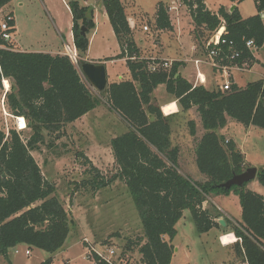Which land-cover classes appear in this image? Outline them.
Listing matches in <instances>:
<instances>
[{
    "label": "trees",
    "instance_id": "obj_1",
    "mask_svg": "<svg viewBox=\"0 0 264 264\" xmlns=\"http://www.w3.org/2000/svg\"><path fill=\"white\" fill-rule=\"evenodd\" d=\"M13 0H0V10ZM231 3L243 0H228ZM257 14L242 18L235 8L232 12L221 7L210 12L203 0H180L187 8L194 26V39L199 34H213L225 23L221 45L223 55L237 53L238 65L255 63L254 52L264 45L263 23L258 13L264 11V0H254ZM102 6L120 47L113 59H126L130 80L111 83L104 93L108 108L116 113L128 131L110 140L116 166L115 173L106 178L86 155L76 153V159L87 168L88 180L76 183L69 193V204L76 196L97 192L121 181L133 202L141 223L143 235L127 240L123 255L134 249L139 254L138 264H170L174 253L172 241L175 226L189 211L198 234H206L219 226L202 205L210 195H235L241 208V222L233 233L241 240L235 245L237 254L246 264H264V167L257 170L256 180L263 189L257 194L246 189L219 187L233 175L244 171V159L234 142L216 134L227 119L245 128L253 126L264 130V78L239 88L231 81L229 91L218 87L206 90L193 87L178 73L179 64L156 71L148 70L149 61L139 59L127 23L121 0H102ZM72 15L73 43L78 54L74 65L63 55L21 53L11 42H3L9 50L0 49V87L2 81L11 82V92L5 94L11 115L23 118L32 135L25 142L11 130L6 137L0 130V256L24 245L50 255L59 251L71 232L70 213L54 197L55 185L41 174L31 151L43 143L42 131L55 134L97 108L100 103L84 83L78 67L84 62L88 49L86 35L94 28L93 9L77 1L68 3ZM158 31H171L172 26L162 2L156 6L153 25ZM10 32L14 23L9 22ZM85 28V36L82 35ZM252 41L254 49L246 47ZM206 52L204 51L203 54ZM113 59H107L113 60ZM160 85L174 97L180 112L193 108L200 118L205 133L194 149L195 165L206 178L196 183L177 169L179 151L171 147L170 117L151 104V94ZM189 135L194 137L195 125L188 122ZM126 256V255H125ZM39 264H53L52 257ZM102 264V263H99Z\"/></svg>",
    "mask_w": 264,
    "mask_h": 264
},
{
    "label": "rangeland",
    "instance_id": "obj_2",
    "mask_svg": "<svg viewBox=\"0 0 264 264\" xmlns=\"http://www.w3.org/2000/svg\"><path fill=\"white\" fill-rule=\"evenodd\" d=\"M68 1H78L80 5L90 7L99 17L103 13V6L101 3L97 6V0ZM157 1L121 0L125 11L132 10L131 13L139 20V29L134 32L135 41L141 47H145V49H148L147 45L150 41H145L144 37H146L147 33L151 34V37L154 34L152 22ZM165 1L169 2L170 0ZM177 1L181 4L178 10L179 14L182 12V19H180V22H177V29L183 31V36L181 41H179L181 45L170 35L169 38L173 39L170 40L169 48L167 47L168 49L165 52L169 50L174 53L176 51L175 48L179 46L185 51H188L191 47V41L187 37L188 28L190 27V19L187 16L189 12L180 0ZM205 2L210 9L214 10L217 3L223 4L225 0H205ZM11 6L13 7L14 20H21L19 39L16 36H12L11 43L13 42L16 46L19 45L22 48H41L45 43L51 44V36H55L54 26L51 19L44 15L39 0H13ZM237 7L239 13L244 18L254 15L256 12L254 0H243L237 4ZM226 10L229 11L228 8ZM100 21H102L101 18ZM107 24L106 29L110 31V27ZM142 25L148 27L147 32L141 30ZM193 30L194 26L192 25V29L189 32V34L191 33L190 39H192L196 47V56L200 53L202 56L204 53L203 44L209 40L212 34L203 32L195 40ZM104 36L106 35L104 34ZM153 38H155L154 35ZM101 42L103 41H100V43L96 41L92 42V51H100L103 48ZM14 44L12 45L13 49H15ZM254 56L258 62L254 63L255 65L253 64V68L249 67L246 71H232L229 77L213 71L204 63L198 65V70L208 78L206 84L208 90H213L217 85H222L224 82H231L233 79L239 82L240 85H246V83L254 82L264 77V47L255 51ZM124 68V66L119 69L118 66L113 67L107 65L105 69L108 71V81H117L118 73L123 72L125 70ZM120 76H123V74H120ZM4 81L0 87V130L6 137L11 130H15L25 142L32 135V131L27 127V123L23 118H16L11 115L5 99V94L11 92V82L8 81V83L6 81L7 87H5ZM87 88L98 99L100 105L98 106L97 112H101L102 117L99 116L98 119L92 116L88 117L87 123L89 128L83 126L77 129L65 126L55 134L42 131L43 143L31 151V155L39 166L44 179L55 185L54 197L65 206V210L71 215V232L64 246L52 255L21 245L10 250L6 257L0 256V264H39L49 257H52L53 264H93L91 260L87 259V250L83 242L84 238L90 240L96 246H112L117 252L123 253L128 239L134 241L137 237L143 235L141 223L132 199L125 185L121 184L120 181H116L115 184L100 190L98 194L96 193L97 195L95 194L96 196H92L89 193L85 196H76L72 199V204H69V193L73 187L70 184L76 183L81 188L80 183L83 180L89 179V175L85 173L87 172V168L82 166L81 161L76 159V153L82 152L86 155L85 150L90 148L91 152L89 154L95 157L94 159H98V151L92 152V150L95 148L93 146L99 145L100 150H103V155L100 159L101 162H104L102 164L103 171L101 172L106 178H109L116 171L115 164L109 161L111 155V151L108 149L109 139L119 136L127 130L122 120L106 106L104 94L98 93L88 85ZM168 95L164 85L158 86L154 92V96L159 105L167 101ZM164 108H169L170 111H175L176 109L174 104L165 106L162 109ZM198 118L197 112L193 110L188 117H184L181 121L170 119L171 147L177 148L183 164H185L183 167L180 165L179 169L181 173L189 174L192 179L196 178L193 173L198 174L193 160H195V145L199 139H193L189 135L188 119L194 122ZM231 122L232 124L226 127L223 133L229 138L224 139H227V142L232 139L242 151L247 153L250 159H260L264 162V131L256 127L246 131L244 126L238 123L234 125V121ZM22 125L23 128H20ZM115 132L117 134L111 136L112 134L110 133ZM250 167V164L246 163L244 170ZM225 205L227 207L226 210L236 218L235 206L231 203H225ZM208 210L212 215L218 213L211 206L208 207ZM175 229L177 233L172 241L174 253L170 264H223L226 261L227 249L220 246L217 240L218 234L215 235V231L198 234L189 211L186 210L183 212V217L176 224ZM233 238V236L224 237L223 241L226 244H230ZM228 246H231V249H233L236 255V247L234 245ZM15 250L17 253H15ZM25 251H28L29 255H25ZM125 255L130 260L128 264L139 263L140 256L136 249ZM236 257L238 259L234 260L233 264H242V257H239L238 254Z\"/></svg>",
    "mask_w": 264,
    "mask_h": 264
},
{
    "label": "crops",
    "instance_id": "obj_3",
    "mask_svg": "<svg viewBox=\"0 0 264 264\" xmlns=\"http://www.w3.org/2000/svg\"><path fill=\"white\" fill-rule=\"evenodd\" d=\"M203 1H204V4H205L206 8L212 13H217L218 9L221 8V7L225 8V9L228 8L230 10L232 8V6H235V8L238 10L237 4L240 3L238 1L235 2V3H231V2L229 3L228 0H225V2L223 4L217 3L215 5L216 6L215 9L212 10V9H210L207 6L205 0H203ZM39 2L42 5L43 11H44V15L51 19L52 24L54 26L55 36H53V37L51 36V40H50L51 44H49V43L46 44L45 43V44L42 45L41 48H32V47L22 48L19 45L16 46L12 42L14 44V46H15V49H16V50L15 49L14 50L18 51V52H21V53H42V54H49L51 56L63 55L64 46L66 44L73 43L72 15H71L70 9L68 7V3L71 2V1H68V0H39ZM158 2H162L164 4V6L166 7L167 14L169 16L170 23H171V26H172V31H158V30H155L154 27L152 26L153 27V33H154L153 35H154L155 38L152 39L153 35L151 37V34H148V33L146 34V37H144L145 41H150V43H148V45H147L148 49H145V47H141V45H138V43L135 41L134 32L139 29V20L134 16V14L131 13L132 10L126 12L125 9H124L125 16H126V19H127V23H128L129 28H130V31H131V37H132L136 47L139 50V59L148 60L149 61V65L152 64V63H155V62H160V63L168 62L170 64L178 63L179 64L178 73L181 75L182 78H184L193 87L202 86L203 88L208 90L206 88V84L208 82V78L205 77L198 70V65L196 66L195 63H194V61L196 59H201L202 56L204 57V54H202V56H201V53H200V54H198L199 57L196 56V49H195L196 47H195L194 43L192 42V39H190V34L191 33L189 34V32L192 29V25H193L191 17L189 16V14L184 12L185 14H187L188 18L190 19V21H189L190 27L188 28V33H187V37L191 41L190 49L188 51H185L181 46H179L178 48H175L176 51L174 50L175 51L174 53L169 51V50L167 52H165V50L169 48L168 46L170 44V40H172L173 38H175L177 40L178 44L181 45V42H179V41H181V38L183 36V31L182 30L179 31V29H177V22H180V19H182V12H181V14H179V11H178L179 8L181 7V4L177 0H170L169 2H167L165 0H158L156 2V4H155V11H154V18H153L152 25H154L156 6H157ZM166 2H167V4H166ZM84 7H88V6H84ZM12 10H13V7L11 6V3H9L7 6H5L1 10V12H4L5 14H10L11 15V17L13 19V23H14V32L12 33V36L13 37L16 36L19 39V36H20V33H21V30H20L21 20H19V21H15L14 20V16H13ZM256 14H257V11L255 12L254 15H256ZM254 15H251L250 17H252ZM240 16H241V14H240ZM100 18L102 19V21H100ZM242 18H244V17H242ZM246 18H249V17H245L244 19H246ZM93 21H94V28L90 31L91 33L89 32L90 34L88 33L86 35V37L88 38L89 44H88V49H87V53H86V57H85L84 61L85 62H91V63H94V64H103L105 66V68L107 67V65H111L113 67H117L118 66L119 69L122 68V66L125 67L124 68L125 70H123V72L118 73L119 75H118V77L116 79L117 81H115V82H109L108 81L109 75H108V71L106 70L107 85H109L111 83H119L121 81L130 80V74H129L128 68L126 66V59L125 58L113 59V58H115V57H117L119 55L120 47H119L118 41H117V39H116V37L114 35L112 27H111V25L109 23V20H108V17H107V14H106L104 8H103V13H101V17H99V15L97 13L93 12ZM106 24L110 27V31L108 29H106ZM143 26H145V25H142V27H141L142 31H143V29H142ZM104 34L106 36H104ZM170 35H172L173 38H169ZM94 41H96L97 43H100V41H103V42H101L103 44V48L100 49V51H97V52L92 51V42H94ZM141 44L143 45V43H141ZM262 47H264V45ZM145 51H147V52H145ZM92 52H93V54H92ZM168 53H170V55H168ZM164 54H166V55L162 56ZM254 58H255V63L258 62V60H257V58L255 56H254ZM107 59H113V60L105 61ZM190 64H192V65L189 66ZM254 65H252V66H254ZM195 69H196V71H195ZM197 72H200L204 76V79H205L204 83H200V82H198L196 80ZM120 74H123V76H120ZM119 76H120V78H119ZM262 78H264V77H262ZM82 79H83L84 83L86 85H88L86 80L83 77H82ZM7 82H8V80H7ZM232 82H233V84H235L239 88H244L246 86L245 84L244 85H240L239 82L235 81L234 79H233ZM246 84H248V83H246ZM218 86H220V85H217V87ZM217 87L215 89H217ZM155 91H156V89L151 94V104L152 105L157 106V107L160 108V110H162L163 107L174 104V106L176 108L175 111H172L171 113L167 114V116H169L170 119H173V120L176 119V120H180L181 121L184 117L185 118L188 117V115L193 110L196 111V109L193 108V109H191V110H189L187 112H184V113L180 112L176 100L174 99V97H172L170 95H168V97L166 99L167 101L164 104L159 105L158 102H157L156 97L154 96V92ZM209 91H211V90H209ZM98 108L99 107L95 108L94 110H92L91 112L87 113L83 117L79 118L75 122H73L71 124H68L66 126L67 127H71V128H77V129H80L83 126L89 128V125L87 123L88 117L92 116V117H95L96 119H98L99 116L102 117V113L101 112L100 113L97 112ZM162 112H163V110H162ZM119 119L122 120L120 117H119ZM188 121L189 122L190 121L193 122V120H189V119H188ZM231 121H233V120L228 118L225 127L223 129H217L215 131L216 134L218 136H222L224 138H229V137H226L223 133L225 131V128L232 124ZM122 122H123V120H122ZM193 123L195 125V131H196L195 137H193V139L194 138L200 139L202 137V135L205 133V131L202 129L200 118H198V120L194 121ZM233 123H234V125H235V123L237 124V122H235V121ZM125 126L127 128V130L125 131V133H126L128 131L127 124H125ZM252 128H254V127L253 126H249V127L245 128V130L249 131ZM110 134H112L111 136H114L117 133L115 132V133H110ZM122 134H124V133H122ZM113 138H115V137H113ZM113 138H111V139H113ZM111 139H109V147H108V149L110 151H111V148H110V140ZM231 141L233 142L232 139H231ZM234 144H235L236 148L239 150V152L241 153V155L243 156L244 165L246 163H248V164H250L251 167H254L257 170H259V169L264 167V162L263 161H261L260 159H250L249 156L247 155V153L245 151H242V149L237 145V143H234ZM99 147H100L99 145L98 146L97 145L93 146L94 149L92 150V152H94V151L97 152L98 151L97 152L98 153V159H94L95 157H93L92 155L89 154L91 152L90 148H87L85 150V152H86V156L92 162V164L97 169H99L100 171H103L102 170L103 169L102 164L104 162H101V159H100L101 156L103 155V150L102 149L100 150ZM110 154L111 155L109 157V161L111 163H114L112 152ZM194 156H195V153H194ZM193 161H194V164H195V160H193ZM180 165L182 167L185 166V164H183V160L181 159L180 153H179L178 154V160H177V168H178V171L181 173V171L179 169ZM181 174L183 176H185V177H190L189 174L188 175L184 174V173H181ZM193 175L196 178L192 179V177H190V179L193 180L196 183H200L201 184V183H204L206 181V178L203 175H201L199 172H198V174H194L193 173ZM120 183L123 184L121 181H120ZM113 184H115V182ZM246 189H248V190H250L252 192H255L257 194H260V195L263 194V189L258 184L256 179L254 181L250 182L249 184H247ZM97 194H98V192H97ZM96 195H94V196H96ZM225 203H231L233 206H235L236 218H234L231 215V213H229L226 210L227 207H226ZM209 206H211L214 210H216L218 213L221 214L218 219H215V222H217V224L219 225V221L223 220L224 223H225L224 227L219 225V226L213 227L210 230V231H215V235L218 234V236H217L218 242H219V238L221 236H223V235H234L233 237H236L235 234L233 233V227L237 226V224L241 222V208H240V205H239L238 198L235 195H233L232 193L229 194V195H218V196L210 195V196H208L206 198V201L203 203L202 209L203 210L208 209ZM171 244L173 245V243H171ZM223 247H225L227 249V258H226V261L223 262V264H229V263L233 264L234 260L238 259L236 257L237 254L235 255V252H233V249H231V246L227 245V247L226 246H223ZM236 253H238V252L236 251ZM239 257H241V256L239 255ZM242 264H246V263L244 261H242Z\"/></svg>",
    "mask_w": 264,
    "mask_h": 264
},
{
    "label": "built area",
    "instance_id": "obj_4",
    "mask_svg": "<svg viewBox=\"0 0 264 264\" xmlns=\"http://www.w3.org/2000/svg\"><path fill=\"white\" fill-rule=\"evenodd\" d=\"M258 16L260 20L262 21V23L264 24V11L258 13ZM12 21L13 19L10 14H5L4 12H1L0 10V40L5 43L11 42L12 40V32L9 31L10 30L9 22H12ZM142 29L144 32L148 31L147 26H143ZM263 30H264V25H263ZM224 34H225V23L224 21L221 20V24L219 28L212 34L209 40L205 44H203V49L206 52L204 57L201 59H196L194 63L196 66L201 63L207 64L213 71L220 73V74H224L229 77V74L232 71H246L247 68L249 69V67L247 63L238 65L234 62V60L238 57L237 53L232 52L230 55H223L221 45L225 43V41L222 40V36ZM246 47L253 50L254 49L253 42L252 41L247 42ZM0 49L9 50L3 44H0ZM63 56L68 57L74 65H77L78 54H77L74 43L66 44L64 46ZM170 65L171 64L168 62H164L162 64V67L166 68V67H169ZM157 67H159V65L152 63L148 66V70L150 72H154L157 70ZM196 80L200 83L205 82L204 76L200 72H197ZM230 87H231V82H224L222 85L218 86V88L222 92L229 91ZM225 142L227 143V141ZM225 236H229V235H223L219 238V243L221 246H227L222 241V239ZM83 242L87 250V259L91 260L93 264H99V263L128 264L130 261L129 259H127V256L123 255L121 252H117V250L112 246H108V245L96 246L94 243H92L90 240L86 238L83 239ZM240 242L241 240L235 237L233 239V242H231L228 245H236L237 243H240ZM15 253H17L16 250H15ZM25 255H29V252L25 251Z\"/></svg>",
    "mask_w": 264,
    "mask_h": 264
},
{
    "label": "water",
    "instance_id": "obj_5",
    "mask_svg": "<svg viewBox=\"0 0 264 264\" xmlns=\"http://www.w3.org/2000/svg\"><path fill=\"white\" fill-rule=\"evenodd\" d=\"M97 6L102 4V0H97ZM235 6L229 10L232 12ZM82 35L85 36V28H82ZM81 76L86 80L87 84L100 94H104L107 89L106 69L103 64H94L91 62H82L79 67ZM257 176V169L254 167L247 168L241 174L233 175L228 181L221 184L219 187L229 190L231 187L242 188L246 184L254 181ZM219 225L224 227L223 220L219 221Z\"/></svg>",
    "mask_w": 264,
    "mask_h": 264
},
{
    "label": "bare ground",
    "instance_id": "obj_6",
    "mask_svg": "<svg viewBox=\"0 0 264 264\" xmlns=\"http://www.w3.org/2000/svg\"><path fill=\"white\" fill-rule=\"evenodd\" d=\"M3 82V81H2ZM4 85H5V87H7V82L6 81H4ZM163 110V112H164V114H169V113H171L172 111H170V109L169 108H164V109H162ZM22 124H23V122H22ZM20 128H23V125L22 126H20ZM230 236H233V235H229V236H225V237H230ZM235 238V237H234ZM233 238V239H234ZM233 239L230 241V243L231 242H233ZM222 241H223V239H222ZM224 242V241H223ZM224 244L225 245H228V244H226L225 242H224Z\"/></svg>",
    "mask_w": 264,
    "mask_h": 264
}]
</instances>
